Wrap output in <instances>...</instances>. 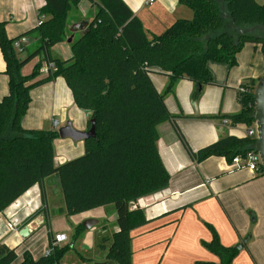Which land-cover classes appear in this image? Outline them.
<instances>
[{"label": "trees", "instance_id": "obj_1", "mask_svg": "<svg viewBox=\"0 0 264 264\" xmlns=\"http://www.w3.org/2000/svg\"><path fill=\"white\" fill-rule=\"evenodd\" d=\"M83 0H45L39 15L47 19L26 36L34 38V50L23 52L0 23V49L9 77V92L0 101V212H5L34 186L52 177L59 179L63 195V215H75L114 205L118 231L98 238L97 248L113 264H132L131 232L148 223L146 213L137 207L139 200L166 190L171 181L159 152V129L171 124L196 163L210 157H246L256 150V138L225 135L214 144L194 152L177 126L180 116L173 115L165 103V93L155 88L151 74L170 78L167 93L174 84L187 79L195 84L193 101L199 100L207 85L215 84L210 62L237 66V57L246 43L262 44L264 33L241 35V29L264 27V3L258 0H179L193 11L192 20L181 19L165 32L149 36L142 21L124 0H90L96 15L88 30L71 43L72 57H53L51 50L68 37L69 13ZM224 14L228 18L224 17ZM26 48V47H25ZM55 64V70L41 75L42 64L30 75L23 68L39 55ZM57 78H63L76 106L91 113L96 121V136L85 142L81 157L62 165L55 162L57 130H27L22 120L32 102L31 92ZM258 81L243 85L239 93L241 111L235 115L202 117L228 121V127L255 125V87ZM224 126V125H223ZM226 127V126H224ZM91 128V124H90ZM220 128V127H219ZM264 176L262 165L256 171ZM136 207L131 209L130 205ZM85 231L80 225L75 236ZM205 243L219 258L217 264H232L239 255L236 247H225L217 233ZM50 238L49 253L35 259L28 251L0 245V264H62L72 247L60 248ZM216 264V263H198Z\"/></svg>", "mask_w": 264, "mask_h": 264}, {"label": "crops", "instance_id": "obj_2", "mask_svg": "<svg viewBox=\"0 0 264 264\" xmlns=\"http://www.w3.org/2000/svg\"><path fill=\"white\" fill-rule=\"evenodd\" d=\"M124 1L142 21L149 36L162 34L178 20L194 17L193 11L180 4L179 0H157L151 5L146 0ZM44 4L45 0H0V23H5L7 36L17 39L36 29L40 21L39 11ZM94 8L90 0H83L72 10L75 12L72 17V11L69 13L67 40L52 48L53 57L63 60L72 57L71 43L78 40L83 32H71V27L85 21L91 22L94 18L90 20L89 17ZM27 37L30 43L25 48L26 56L33 46L31 43L36 42L34 38ZM71 38L72 42L69 43ZM252 48L256 55L251 58V67L240 73L237 71L232 83L229 82L231 69L236 66L230 68L224 65L226 69L222 70L225 76L216 77L214 67L219 71L218 65L210 67L209 64L215 84L204 87L198 103L192 99L195 84L187 79L180 80L175 90L177 97L173 98L178 99L177 108L175 104L172 107L167 105L165 99L171 114L185 116V120L178 118L176 123L194 152L216 143L227 134L245 137L246 129L239 134L235 127H228L229 124L224 127L220 121L202 117L222 115L223 109L224 113L239 111V93L243 85L259 81L264 75V51H260L255 44L251 46L250 53ZM33 60V67L24 75L31 74L37 64L41 63L43 68L48 62L42 54ZM26 68L23 70L26 71ZM153 74L166 75L159 72ZM46 76L41 74L39 78ZM152 80L159 89L161 81L156 77ZM230 88L234 92L227 91ZM8 92L9 77L0 49V101ZM213 94L217 96L216 99L209 101V96ZM31 99L29 110L22 120L24 129L58 131L71 123L77 131H89L91 113L76 106L63 78L33 89ZM54 120L58 122L56 127L53 126ZM159 132V152L171 181L166 190L145 197L136 204L145 211L148 223L131 232L132 264H217L219 258L205 246L213 239L212 230L225 247H235L250 236L249 247L244 245L242 250L246 252L242 255L241 251L232 264H264V176H258L257 172L249 169L235 170L225 158L220 157H210L196 163L171 124H164ZM54 150L56 164L62 165L84 155L85 142L58 138L54 142ZM63 209L64 200L57 177L48 179L42 186H34L5 212H0V245L16 249L18 262L26 251L35 259L47 255L50 238L54 241L56 235H66L64 242H67L68 235L61 231L66 230L68 225L73 228L65 219ZM74 218L76 225L79 220L82 225L89 219L99 221V225L91 230L85 229L87 233L82 234L79 242H76L73 228L75 239L70 247H78V258H73V262L68 264H89L92 261L94 264H113L104 259L105 253L97 248V243L98 238L111 236L118 231L114 205L100 207L92 210V213L79 214ZM86 254H92V257L87 258ZM241 255L244 263H239Z\"/></svg>", "mask_w": 264, "mask_h": 264}, {"label": "rangeland", "instance_id": "obj_3", "mask_svg": "<svg viewBox=\"0 0 264 264\" xmlns=\"http://www.w3.org/2000/svg\"><path fill=\"white\" fill-rule=\"evenodd\" d=\"M258 2L260 3V4H263L264 3V0H258ZM74 11H72L71 13H70V17H72L73 15H74ZM95 15H96V9L94 8V10L91 12V14H90V20H92L94 17H95ZM193 18H191V19H189V20H192ZM188 20V19H187ZM251 46L252 47H254L255 46V44H252V43H246L245 44V46H244V48L242 49V51L239 53V57L237 58V66L235 67V68H233V69H231V71H232V76L230 77V79H229V82L230 83H232V79L237 75V71L240 73L241 71H243V70H245L246 68H249V67H251L250 65H252V64H250V61H251V58L252 57H254L256 54H255V52H254V50H253V48H252V50H251V53H250V49H251ZM34 47L35 46H32L31 48H30V51H33L34 50ZM257 48L260 50V51H262V49H263V51H264V48L262 47V44H257ZM247 51H249V52H247ZM21 59H25L27 56H26V54H22L21 56ZM33 64H34V60L33 61H31V62H29L25 67H24V70H25V68H26V71H24V70H22V73H25V72H29L30 71V69L33 67ZM210 64V67L212 66V65H214V64H217L218 66V69H219V71H217L216 69H215V67H214V72H215V76L217 77H219V76H225V71H223L222 69L223 68H225L224 67V65L225 64H222V63H215V62H210L209 63ZM226 66V65H225ZM226 69V68H225ZM33 72V71H32ZM31 72V73H32ZM41 72V71H40ZM211 72H212V75H213V71H212V69H211ZM26 75V74H25ZM30 75V74H29ZM152 77H151V79H153L154 77H156L157 79H159L160 81H161V84L162 85H160V87H159V89H157V91L159 92H161L162 94H164L165 93V99H166V103H167V105L169 104V106L170 107H172V104H175L176 105V108L178 107V99H175L177 96H176V94H175V90H177V87H178V84L180 83V80L179 81H177L175 84H174V87H173V91L172 92H169V93H167L166 91H167V87H168V85L171 83L170 82V78L168 77V76H166V75H157V74H153V75H151ZM213 79H214V76H213ZM152 82H153V80H152ZM153 84H154V82H153ZM162 86V87H161ZM156 88V87H155ZM183 91H186V89L185 88H183L182 89ZM227 91H233L234 92V90L232 89V88H230V89H228ZM203 94V93H202ZM202 96V95H201ZM173 97H175V98H173ZM216 97L217 96H215V94H213V95H210L209 96V101L210 100H213V99H216ZM201 98V97H200ZM200 98H199V100H200ZM172 99H173V101H174V103H173V101H172ZM199 100H197L196 102L198 103L199 102ZM239 103V111L238 112H236V113H224V111H225V109H223V112H222V116L225 114V115H235V114H237V113H239L240 111H241V103L240 102H238ZM178 111L179 112H181V109H178ZM177 114H179V113H177ZM217 116V115H216ZM181 120H185V116L182 114L181 115ZM60 128V127H59ZM235 129H236V131H237V133H239V134H242L243 133V130H245V129H247L244 125H238L237 127H235ZM234 129V130H235ZM233 130V131H234ZM230 131V130H229ZM230 132H232V131H230ZM159 145V144H158ZM170 174V173H169ZM171 176V175H170ZM94 210V209H93ZM84 213H87V214H89V213H92V210H89V211H86V212H84ZM80 214H83V213H80ZM76 215H79V214H75V215H69V216H65V219H67L72 225H73V228H76V227H78V226H80V224H81V221L79 220L78 222H77V225H76V222H73V220L75 219L74 217L76 216ZM250 215H251V213H250ZM252 218V217H251ZM75 221H76V219H75ZM83 223V222H82ZM73 228H71L69 225H68V228H66V230H63V231H61V232H64L65 234H67L68 235V241L67 242H64L62 245H60L59 247L60 248H65V247H70V245L73 243V241H74V239L76 238V242H79L81 239H82V234L84 233H87V232H85V231H82V233L80 234V235H78V236H75V238L73 237V233H74V229ZM73 232V233H72ZM249 237V235L247 236V237H245L244 239H243V241L245 240V239H247ZM86 243H87V241H86ZM250 239L248 240V242L245 244V245H247L248 247H249V245H250ZM241 244V243H240ZM240 244H238V245H235V247L237 248ZM77 246H75V247H73V248H69V250L67 251V253L65 254V256H64V258H63V260H62V264H68V263H70V262H73V258H78V255H77ZM243 249H241V250H239L240 252L242 251ZM246 250H247V248H246ZM239 252V253H240ZM246 251L244 250V251H242V255L245 253ZM242 255L240 256V259H239V263H244L243 262V259H242ZM87 258H91L92 257V254L89 256V255H85ZM89 264H94L93 263V261L92 262H89Z\"/></svg>", "mask_w": 264, "mask_h": 264}, {"label": "water", "instance_id": "obj_4", "mask_svg": "<svg viewBox=\"0 0 264 264\" xmlns=\"http://www.w3.org/2000/svg\"><path fill=\"white\" fill-rule=\"evenodd\" d=\"M224 17L228 18L226 14H224ZM89 25H90V22H87V21L83 23L75 24L71 27V32H77V31L86 32L88 30ZM231 27L236 28L241 35H250V34H254L255 32L264 33V27L259 26V25H256L252 28L241 29V28L236 27L234 22L232 21ZM68 42L71 43L72 38L69 39ZM254 97H255V103H256L255 121L257 124V131H258V139L256 142L255 149L261 158V165L264 170V75L259 79L255 87ZM95 128H96V121L92 119L91 128L87 132L77 131L76 129L72 127L71 123H67L66 126L58 130V133H59L60 138L62 139L70 138L74 142H79V141H86L88 139L94 138L96 136ZM135 207L136 205L133 203L130 205L131 209ZM252 217L254 220L255 219L254 216ZM98 225H99V221L94 220V219H89L82 223V226L86 230H91L92 228ZM249 239H250V236L247 239H245L237 247V249L238 250L243 249L244 245L248 242Z\"/></svg>", "mask_w": 264, "mask_h": 264}, {"label": "built area", "instance_id": "obj_5", "mask_svg": "<svg viewBox=\"0 0 264 264\" xmlns=\"http://www.w3.org/2000/svg\"><path fill=\"white\" fill-rule=\"evenodd\" d=\"M157 0H146L147 4H154ZM45 16L40 17L39 26L42 25V23L45 21ZM30 43V39L27 36H23L18 38L15 41V48L18 50V52H23L25 47ZM55 70V64L52 62H49L41 69V74L48 75L51 71ZM241 91H244V88L241 89ZM229 123L228 121H224L223 125L227 126ZM58 125L57 121H53V126L56 127ZM245 137H251L258 139V131H257V124L255 122V125L252 128H247L245 131ZM261 165V158L256 150L248 153L246 157L238 156L234 158L233 162L231 163V167L235 170L239 169H249L251 171L256 172ZM67 240L66 235H56L54 239V245H57L58 243H62ZM49 253V252H48Z\"/></svg>", "mask_w": 264, "mask_h": 264}]
</instances>
